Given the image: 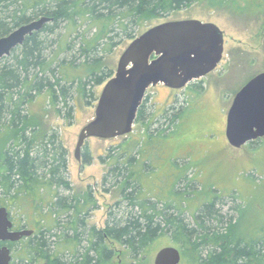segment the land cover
<instances>
[{
  "label": "trees",
  "instance_id": "16d2710c",
  "mask_svg": "<svg viewBox=\"0 0 264 264\" xmlns=\"http://www.w3.org/2000/svg\"><path fill=\"white\" fill-rule=\"evenodd\" d=\"M206 2L213 9L264 11V0H0V38L42 17L51 19L0 60V207L17 225L34 231L11 244L12 264H110L111 242L137 260L165 235L191 264H264V228L252 233L244 222L245 208L223 212L217 196L193 213L192 221L186 219L184 202L194 193L187 190L197 184L187 180L186 167L167 199L149 198L144 189L152 151L179 125L182 109L169 108L158 121H164L163 130L153 129V123L144 122L143 103L135 122L144 124L140 139L130 134L100 157L110 166L103 187L110 186L105 189L110 192L121 186L122 202L98 230L86 223L98 208L92 188L73 194L58 131L43 128L29 108L45 97V116L50 111L71 123L76 100L97 101L93 87L113 77L102 54L134 40L142 22ZM82 156L83 164L92 163L87 147ZM231 199L236 201L234 195Z\"/></svg>",
  "mask_w": 264,
  "mask_h": 264
},
{
  "label": "rangeland",
  "instance_id": "374dc122",
  "mask_svg": "<svg viewBox=\"0 0 264 264\" xmlns=\"http://www.w3.org/2000/svg\"><path fill=\"white\" fill-rule=\"evenodd\" d=\"M182 20L216 24L224 32L225 53L215 71L184 89L172 90L158 85L147 91L144 101L146 124L153 123V129L163 130L164 121H158L173 106L182 109V118L176 128L171 127L167 138L162 139L164 144L152 151L153 162L146 171L149 177L143 180L144 189L149 191V198L157 195L167 199L176 180L184 175L182 168L186 167L187 180L197 182L195 188L187 190L194 192L184 202L187 220L192 221L193 213L196 215L204 203L218 196L222 200L219 199L217 204L224 205L223 212L236 205L245 208V225L252 233L259 232L264 228V138L235 149L226 138V124L236 94L253 77L264 72V11L252 14L235 8L213 9L208 2L199 3L168 17L142 22L136 37L159 24ZM131 42L121 41L111 52L102 54L103 63L113 71V76L121 55ZM105 84L93 87L97 101L90 98L76 100V112L71 123L50 111L46 117L43 112L45 97L37 98L29 107L32 116L42 119L43 128L58 131L63 148L67 150L68 179L75 192L92 188L99 208L91 210L87 224L101 229L106 226L109 212L122 202V193L121 186L105 191L110 186L105 185L104 189L102 181L110 166L103 163L100 157L106 158L112 147L122 143L124 138L89 139L85 148L89 149L93 159L90 165L79 162L74 154L80 132L95 118L98 99ZM143 125L135 123L132 134L135 140L143 134ZM182 183L183 186L179 187L185 190L186 182ZM233 195L235 202L231 199ZM112 246L116 254L110 264H154L161 249L176 247L180 250L168 235L158 238L151 245L146 258L137 260H133L122 245L114 242ZM181 264L191 262L184 260L182 255Z\"/></svg>",
  "mask_w": 264,
  "mask_h": 264
},
{
  "label": "water",
  "instance_id": "95a60500",
  "mask_svg": "<svg viewBox=\"0 0 264 264\" xmlns=\"http://www.w3.org/2000/svg\"><path fill=\"white\" fill-rule=\"evenodd\" d=\"M49 22L50 18L42 17L0 38V60ZM224 45V32L216 24L199 20L165 22L132 40L103 88L95 118L79 134L75 158L83 161V150L91 138L110 140L131 134L151 87L181 90L215 71L223 59ZM226 138L235 149L264 138V72L236 94L227 115ZM12 228L7 208L1 207L0 242H19L34 233ZM181 260L178 248L166 247L157 253L154 264H180ZM11 262L10 248L0 247V264Z\"/></svg>",
  "mask_w": 264,
  "mask_h": 264
},
{
  "label": "flooded vegetation",
  "instance_id": "af4514ba",
  "mask_svg": "<svg viewBox=\"0 0 264 264\" xmlns=\"http://www.w3.org/2000/svg\"><path fill=\"white\" fill-rule=\"evenodd\" d=\"M70 180V179H69ZM72 184V183H71ZM72 188H74V186L72 185ZM73 190V194H75L76 192H75V189H72ZM85 191L84 190H82V191H80L79 193H84ZM94 195V194H93ZM121 203V202H120ZM117 204H119V203H117ZM97 206H98V204H97ZM1 208V207H0ZM6 208V207H5ZM99 208V207H98ZM8 210V209H7ZM93 210H95V208H93ZM9 212V211H8ZM91 212V211H90ZM90 212H89V216H90ZM111 212V211H110ZM110 212H109V214H110ZM89 216H88V218L86 219L87 221H88V219H89ZM9 218H10V220L12 221V223H13V228L11 229V231H21V230H23V229H29V228H22V227H20L19 225H17V223H16V221L14 220V218H13V216H12V213L11 212H9ZM87 221H86V223H87ZM107 222V221H106ZM94 227H96V226H94ZM106 227V226H105ZM98 230H104L105 228H103V229H101V228H98V227H96ZM29 230H33V229H29ZM22 240V239H21ZM15 243H17V242H15ZM112 243V242H111ZM11 244H13V243H2V242H0V247H3V246H8L9 248H10V250H11V253H12V261H13V257H14V253H13V250L11 249ZM113 244V243H112ZM112 244H111V246H112ZM112 248H113V251H114V255L116 254V250H115V248L112 246ZM115 257V256H114ZM114 259V258H113ZM11 264H12V262H11Z\"/></svg>",
  "mask_w": 264,
  "mask_h": 264
}]
</instances>
